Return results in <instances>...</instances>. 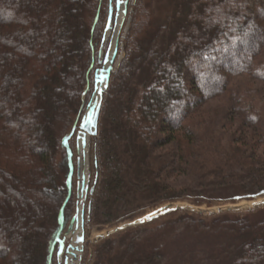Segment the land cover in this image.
I'll return each instance as SVG.
<instances>
[{"label":"trees","instance_id":"16d2710c","mask_svg":"<svg viewBox=\"0 0 264 264\" xmlns=\"http://www.w3.org/2000/svg\"><path fill=\"white\" fill-rule=\"evenodd\" d=\"M200 1L132 95L149 18L143 0L130 3L89 136L88 221L264 194V0ZM114 16L109 0H0V264L54 263L59 216L63 225L76 208V133ZM221 97L226 109L201 111ZM160 218L105 239L93 264H264V207Z\"/></svg>","mask_w":264,"mask_h":264},{"label":"rangeland","instance_id":"374dc122","mask_svg":"<svg viewBox=\"0 0 264 264\" xmlns=\"http://www.w3.org/2000/svg\"><path fill=\"white\" fill-rule=\"evenodd\" d=\"M123 1L124 4L122 5V7L120 4L117 5L116 3V7H118V9H120L121 7L122 11H119L117 9L118 12L116 11L115 14L116 21L112 30H105L102 36L103 41L98 45L97 60L101 62V67H98L95 70L94 90L87 106L85 107L84 112L89 107V105L94 103L95 99H97L98 96L96 94V90L101 87L103 88L102 92L105 91L108 83L107 80L106 86L104 83H101L99 81L102 79V76L104 78H107V72L109 70H115L116 63L119 58H121L120 56H122L121 51L123 49L125 34L129 27L130 20L132 17V6L130 3L134 0ZM191 1L192 0H143V5L145 6L149 21L148 25L138 36V42L141 46V49L139 51V54L137 55L136 61L134 62L133 69L135 70V73L132 72L131 79H129L130 84L128 91L131 95L134 92L135 88L138 87L142 83L143 79L148 75L149 68L151 67H149V65L153 63L155 57L158 56V54L167 46L168 42L173 36L174 31L184 25L182 24V15L188 12L189 4ZM199 3L200 5L201 3H206V0H201ZM118 16H121V18L119 24L117 25ZM107 36H109V42L105 52H103L104 41L106 38H108ZM105 56L106 61L103 62ZM240 80L243 79H238L237 81ZM255 87L257 86L254 84L252 88ZM218 109H226L225 99H223L222 97L211 100L207 103L205 107L201 109V111L208 113L207 110L212 112L217 111ZM74 116L75 114L72 115V117ZM205 117L208 118L210 117V115L207 114L205 115ZM78 137V144L76 143L78 147L76 161L75 154L73 161L70 160V167L72 169L75 168L73 172V179H75L76 177V180L78 178L79 170H83V168L80 167V162H84V160H87L88 168L90 166L89 136L83 133L81 135L79 134ZM182 180L185 179L178 178V181ZM69 185L71 186V189H73V191L75 190L76 193V208L73 213L71 211L72 217L77 214V207L79 209L80 203L82 204L81 207L84 211L82 225L83 241L80 243L78 255L73 258V262L77 264H93L94 260L92 257H94L96 249L102 247V244L105 239L112 238L115 234H122L128 228H142L143 226H146V224L149 225L151 220L157 219L159 217H162L160 219H167L183 213H194L201 214L203 216H209L211 214H216L221 211L227 210H230L232 212H243L253 210L259 207H264V194L255 195L250 198L237 199L236 197L228 201L212 200L210 202L205 201L200 203L192 198H184L180 200L165 201L153 206H145L141 204L140 208L138 207V209L136 210H131L128 213L122 214L118 216L115 221L108 224L102 222L106 219V217H103V215L94 216L91 218L90 221H88L85 215V208L87 204L85 197L80 199L79 193L81 191L78 190V185H73L72 187V181L69 183ZM173 211L174 213L170 214ZM60 218L61 220L59 221V224L62 227L60 228L58 234L63 236L66 233L64 241V245L66 246L74 239L72 235H68L73 227L72 223H70L71 220L62 225V216ZM69 224L70 228H68ZM122 225L125 226L118 230L117 228ZM141 232L142 229L138 231L139 234ZM144 233L145 231L143 232V235ZM144 236L148 237L151 236V234L147 232ZM120 244L121 242L119 241L118 248L121 250L122 247L120 246ZM52 256L54 260L53 264H62V256L57 250H55V252H52Z\"/></svg>","mask_w":264,"mask_h":264},{"label":"built area","instance_id":"2783aa9c","mask_svg":"<svg viewBox=\"0 0 264 264\" xmlns=\"http://www.w3.org/2000/svg\"><path fill=\"white\" fill-rule=\"evenodd\" d=\"M121 1L122 3L124 2L123 0ZM79 196L80 199L83 198V190L79 193ZM80 207H81V203H80ZM72 227L75 231H77L78 229L80 230L79 233L75 234V237H73L74 239L70 243H68L66 246L64 245L66 233L61 238H58V242H59L58 252L62 256L63 259L61 261L62 264H77L73 262V258L78 255L80 249V243H81V241H79L78 239L83 235L80 212L77 213L76 218L72 223ZM73 229L72 231H74Z\"/></svg>","mask_w":264,"mask_h":264},{"label":"water","instance_id":"95a60500","mask_svg":"<svg viewBox=\"0 0 264 264\" xmlns=\"http://www.w3.org/2000/svg\"><path fill=\"white\" fill-rule=\"evenodd\" d=\"M109 24V22H108ZM107 24V26H108ZM103 61H106V56L104 57ZM101 92L99 91V97L97 101L92 104L88 109L86 110L84 116H83V122L81 125V129L86 132L88 135L90 134H95L96 127H97V120H98V115H99V110H100V101H101ZM91 117L90 122H86V118ZM70 228V224L68 226Z\"/></svg>","mask_w":264,"mask_h":264},{"label":"bare ground","instance_id":"6f19581e","mask_svg":"<svg viewBox=\"0 0 264 264\" xmlns=\"http://www.w3.org/2000/svg\"><path fill=\"white\" fill-rule=\"evenodd\" d=\"M120 18H121V16H118V18H117V25L119 24ZM114 37H115V33H114ZM99 89H100V88H98V91H99ZM86 154H87V153H86ZM81 163H82L83 165H82ZM80 167H82V168H84V169L88 168L87 160H84V162H80ZM84 173L86 174L87 172L84 171ZM72 229H73V228H72ZM73 230H74V229H73ZM79 230H80V229H78L77 231H75V230L72 231V230H71L72 233L69 232L68 235H72L73 237H75V234L79 233Z\"/></svg>","mask_w":264,"mask_h":264},{"label":"snow or ice","instance_id":"6c2138e0","mask_svg":"<svg viewBox=\"0 0 264 264\" xmlns=\"http://www.w3.org/2000/svg\"><path fill=\"white\" fill-rule=\"evenodd\" d=\"M119 2H121V0H117V3H119ZM101 75H102V74H101ZM99 82L104 83L105 86H106V78H104L103 76H102V79H101ZM91 119H92L91 117H87V118H86V122H90ZM149 218H150V217H149Z\"/></svg>","mask_w":264,"mask_h":264}]
</instances>
